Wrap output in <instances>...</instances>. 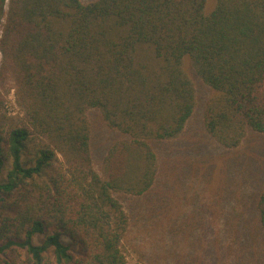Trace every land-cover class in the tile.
I'll list each match as a JSON object with an SVG mask.
<instances>
[{
	"label": "trees",
	"instance_id": "16d2710c",
	"mask_svg": "<svg viewBox=\"0 0 264 264\" xmlns=\"http://www.w3.org/2000/svg\"><path fill=\"white\" fill-rule=\"evenodd\" d=\"M206 10L207 0H0V264H128L124 199L162 186L160 146L198 104L187 61L211 90L203 123L216 144L264 137V0ZM12 90L22 116L6 109ZM219 230L223 259L236 255Z\"/></svg>",
	"mask_w": 264,
	"mask_h": 264
},
{
	"label": "rangeland",
	"instance_id": "374dc122",
	"mask_svg": "<svg viewBox=\"0 0 264 264\" xmlns=\"http://www.w3.org/2000/svg\"><path fill=\"white\" fill-rule=\"evenodd\" d=\"M215 5L216 0H207L206 11ZM188 63L198 91L197 107L183 135L160 146L162 186L147 197L124 199L132 227L123 251L128 264H159L158 257L169 264H264V242L254 213L256 195L260 189V194L264 192V137L249 135L236 150L216 144L203 123L211 90ZM14 93H8L6 109L10 116H22ZM105 142L98 139L96 151ZM99 154H95L97 165ZM222 227L229 235L227 244L236 252L226 259L222 256L226 243L219 245L217 240Z\"/></svg>",
	"mask_w": 264,
	"mask_h": 264
}]
</instances>
